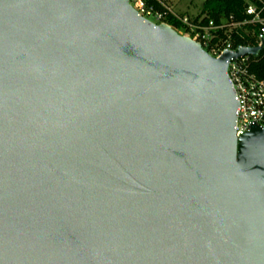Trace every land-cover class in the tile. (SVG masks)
I'll return each mask as SVG.
<instances>
[{
  "label": "water",
  "instance_id": "95a60500",
  "mask_svg": "<svg viewBox=\"0 0 264 264\" xmlns=\"http://www.w3.org/2000/svg\"><path fill=\"white\" fill-rule=\"evenodd\" d=\"M130 0H0V264H264V127L228 60Z\"/></svg>",
  "mask_w": 264,
  "mask_h": 264
},
{
  "label": "built area",
  "instance_id": "2783aa9c",
  "mask_svg": "<svg viewBox=\"0 0 264 264\" xmlns=\"http://www.w3.org/2000/svg\"><path fill=\"white\" fill-rule=\"evenodd\" d=\"M130 4L139 15L156 24L171 25L169 17L177 19L183 26L177 31L200 43L216 58L240 47H262L258 57L245 54L230 58L227 74L238 101L236 136L247 132L252 123L264 127V0H244L241 19L223 17L218 23L205 21L201 13L181 15L167 0H130Z\"/></svg>",
  "mask_w": 264,
  "mask_h": 264
},
{
  "label": "trees",
  "instance_id": "16d2710c",
  "mask_svg": "<svg viewBox=\"0 0 264 264\" xmlns=\"http://www.w3.org/2000/svg\"><path fill=\"white\" fill-rule=\"evenodd\" d=\"M244 0H207L204 3L201 15L205 16V21L218 23L223 17L242 18ZM168 22L176 30L182 29L180 21L173 17H169ZM261 64H264V54L262 55ZM263 74V73H262Z\"/></svg>",
  "mask_w": 264,
  "mask_h": 264
},
{
  "label": "rangeland",
  "instance_id": "374dc122",
  "mask_svg": "<svg viewBox=\"0 0 264 264\" xmlns=\"http://www.w3.org/2000/svg\"><path fill=\"white\" fill-rule=\"evenodd\" d=\"M207 0H169L173 10L180 14L198 15Z\"/></svg>",
  "mask_w": 264,
  "mask_h": 264
},
{
  "label": "crops",
  "instance_id": "0c3cea01",
  "mask_svg": "<svg viewBox=\"0 0 264 264\" xmlns=\"http://www.w3.org/2000/svg\"><path fill=\"white\" fill-rule=\"evenodd\" d=\"M169 2V0H167ZM178 13V12H177ZM180 14V13H179ZM181 15H188V14H181Z\"/></svg>",
  "mask_w": 264,
  "mask_h": 264
}]
</instances>
